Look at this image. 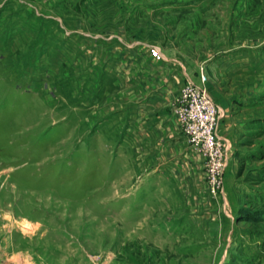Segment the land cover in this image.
Wrapping results in <instances>:
<instances>
[{"label":"rangeland","instance_id":"rangeland-1","mask_svg":"<svg viewBox=\"0 0 264 264\" xmlns=\"http://www.w3.org/2000/svg\"><path fill=\"white\" fill-rule=\"evenodd\" d=\"M152 47L222 110V195L177 126L124 135ZM0 264H264V0H0Z\"/></svg>","mask_w":264,"mask_h":264},{"label":"crops","instance_id":"crops-1","mask_svg":"<svg viewBox=\"0 0 264 264\" xmlns=\"http://www.w3.org/2000/svg\"><path fill=\"white\" fill-rule=\"evenodd\" d=\"M160 52L165 56L164 51ZM179 60L174 55L158 61L148 50H142L137 54L132 52L119 66V72L114 73L116 77L122 75L124 80L123 90L116 89V110L123 107V116L120 113L117 119H125L124 135L133 142L150 144L177 138L178 125L172 114L175 98L185 81L199 84L192 67L184 68ZM215 97L221 101L219 95Z\"/></svg>","mask_w":264,"mask_h":264},{"label":"built area","instance_id":"built-area-1","mask_svg":"<svg viewBox=\"0 0 264 264\" xmlns=\"http://www.w3.org/2000/svg\"><path fill=\"white\" fill-rule=\"evenodd\" d=\"M150 55L158 61L163 59L160 49L152 47ZM200 84L187 81L175 98L172 114L188 145L203 158L208 186L212 194H223L222 178L228 163L227 140L217 133L218 120L222 110L217 106Z\"/></svg>","mask_w":264,"mask_h":264}]
</instances>
